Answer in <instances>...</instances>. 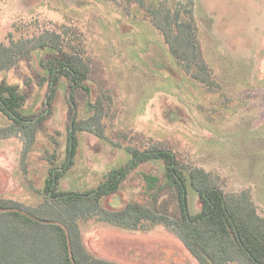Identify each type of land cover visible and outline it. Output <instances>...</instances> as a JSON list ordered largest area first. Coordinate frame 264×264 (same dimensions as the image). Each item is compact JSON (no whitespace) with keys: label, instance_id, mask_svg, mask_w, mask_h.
Returning <instances> with one entry per match:
<instances>
[{"label":"rangeland","instance_id":"1","mask_svg":"<svg viewBox=\"0 0 264 264\" xmlns=\"http://www.w3.org/2000/svg\"><path fill=\"white\" fill-rule=\"evenodd\" d=\"M168 5L191 4L199 26L202 53L222 90L207 92L176 65L161 34L135 4L109 0H0V40L31 35L42 27L65 30L90 59L91 77L75 94L78 118L91 114L95 92L109 94L112 104L104 120L106 138L79 131L74 164L59 183L62 190L96 186L106 170L126 163L124 145L147 146L167 140L181 156L219 174L226 191L248 187L264 215V0H153ZM46 50L37 49L0 80L17 83L25 100L23 115L45 114L20 165L21 140L0 138V197L37 204L55 151L65 158L69 125L68 84L60 78L48 111L46 71L40 64ZM7 118L0 112V127ZM57 142V144H56ZM119 143V144H118ZM163 180L156 161L141 164L120 190L103 201L111 209L129 200L145 201L144 175ZM158 181V183H159ZM31 182L33 186L31 187ZM164 198L158 196V202ZM161 205V204H155ZM190 210L199 209L189 190ZM171 211L174 204H169ZM87 250L120 264H197L168 228L151 225L129 230L91 219L81 222Z\"/></svg>","mask_w":264,"mask_h":264},{"label":"trees","instance_id":"2","mask_svg":"<svg viewBox=\"0 0 264 264\" xmlns=\"http://www.w3.org/2000/svg\"><path fill=\"white\" fill-rule=\"evenodd\" d=\"M135 4L161 34L163 43L176 65L188 78L207 92L222 90L210 64L202 53L199 26L191 4L171 6L153 0H109ZM63 29L42 27L31 35L10 36L0 40V71H7L33 51L46 50L40 64L46 71L39 83L46 84V105L51 107L55 86L60 78L67 81L69 125L66 154L56 164L55 151L46 156L49 164L43 187L34 188L37 204L0 197V264H120L97 257L85 247L81 222L91 219L129 230L151 225L170 229L197 264H264V215L252 198V191H226L219 174L186 161L167 140L151 141L147 146L124 145L129 154L126 163L110 168L94 187L62 190L59 183L74 164L79 131L106 138L104 120L109 116L112 98L95 92L91 114L78 118L75 94L87 87L91 77L90 59L80 43L65 38ZM88 89V87H87ZM25 100L17 83L0 80V112L7 124L0 127V138L21 140L20 165L26 172L27 155L42 128L45 114L23 115ZM57 144V142H56ZM119 144V143H118ZM158 162L163 180L144 175L146 202L129 200L119 209L103 205L116 194L129 174L141 164ZM159 181V183H158ZM31 187L33 182H31ZM197 194L199 209L190 210L189 190ZM164 198L158 202V196ZM161 204V205H155ZM169 204H174L171 211Z\"/></svg>","mask_w":264,"mask_h":264}]
</instances>
